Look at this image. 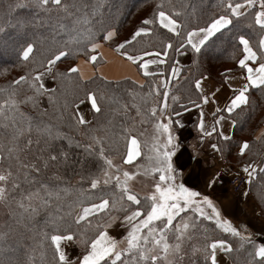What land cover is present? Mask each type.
<instances>
[{
    "label": "snow or ice",
    "instance_id": "1",
    "mask_svg": "<svg viewBox=\"0 0 264 264\" xmlns=\"http://www.w3.org/2000/svg\"><path fill=\"white\" fill-rule=\"evenodd\" d=\"M106 2L7 0V20L0 23V34H5L8 27L22 30L28 38L18 43L17 56L22 64L31 63L33 67L0 87V208L7 217L0 226V264H185L186 259L187 264H198L193 259L197 256L199 264H221L218 253L227 258L224 264H264V242H257L246 228L242 231L223 218L209 195L178 179L183 176V170L178 171L174 160L180 148L174 126L183 125L173 117L182 114L174 107L180 97L171 95L172 103H169L171 80L178 79L181 71L176 66L178 61L169 63L170 50L179 53L188 45L199 54L221 30L230 31L229 26L236 28L234 20L245 21L251 33L258 36L257 47H253L248 36L235 32L234 38L243 53L238 64L246 70V82L238 88L229 85L234 95L224 109L217 108L216 112L231 114L248 104L250 88L264 87V0H219L215 7L220 11L205 26L190 25L187 18L178 19L183 12L176 10L172 0H161L153 15L142 21L131 38L116 46L146 78H152L148 90L143 91L146 85L139 81H134L132 88H122L120 81L110 82L104 77L100 87L85 91L84 99L76 96L71 102H63L59 119L66 120L68 127L85 138L81 142L25 111L24 106L39 109L41 115L47 114V108L40 106V99L46 95L49 103L55 102L56 88L45 85V75H52L54 80L57 76L71 80V73H79L82 79L78 66L53 75V66L61 58H76L83 53L90 61L97 60L91 53L101 46L100 41H111L116 35L111 16L105 15ZM26 8L45 16L13 22L14 14ZM195 11L193 7V14ZM38 29H45L47 34H41ZM158 29L174 34L178 47L174 48L168 39L161 40L159 49L134 48L133 54L126 50V45L138 42V37L159 35ZM0 43L7 41L0 39ZM38 43L49 45V54L42 59L35 56ZM249 61L258 63L253 66ZM153 65L154 70L150 69ZM164 65H168L170 76L161 67ZM25 84L31 94H21ZM194 87L201 103L188 99V104L200 109L197 124L200 139L217 133L223 140H230L216 126L211 130L205 128L201 104L208 103V96L202 95L201 79L194 81ZM121 93L130 98V103L123 100ZM86 101L90 102L87 110H81ZM179 108L189 111L185 104H179ZM132 109L139 121L128 115ZM106 113L111 116L100 122L98 118ZM117 116L122 117L119 124L114 122ZM224 119L223 115L219 116L215 124ZM148 122L152 123L154 134L145 156L147 163L134 165L144 155L135 126ZM61 140L67 141V145L57 143ZM121 141L122 165H134L135 171L114 163L105 154L112 145H117L115 151L119 152ZM73 144L102 162L94 165L95 173L81 176V181L87 180V187L68 183L61 171L63 168L66 172L71 163L66 147L70 149ZM105 144L110 148L106 149ZM211 147L217 152L221 150L216 143ZM248 149L250 144L244 141L240 154ZM142 170L154 179L153 191L143 196L131 184ZM243 172L247 174L246 183L251 185L257 172L264 174V166L248 163ZM259 198L264 202V192ZM203 221L214 222V228L210 231ZM114 227L123 229L121 238L111 234ZM198 229L201 242L192 245L190 242ZM216 230L234 239L216 236ZM72 245L81 246L79 254L69 253Z\"/></svg>",
    "mask_w": 264,
    "mask_h": 264
},
{
    "label": "trees",
    "instance_id": "2",
    "mask_svg": "<svg viewBox=\"0 0 264 264\" xmlns=\"http://www.w3.org/2000/svg\"><path fill=\"white\" fill-rule=\"evenodd\" d=\"M160 2L161 0H107L104 10L105 15L111 16L110 23L112 27L115 28L116 35L111 41L100 42H105L110 47L117 50V44L123 43L126 39H130L136 29L142 26V21L146 18H150L153 15V13L156 11V6ZM218 2L219 0H172L176 10L183 12V15L178 17V19L184 20L187 18V21L190 25L198 23L200 26H205L206 22H209L210 18L217 11H220L215 7ZM6 5L7 0H0V23H4L7 20V16L5 14L7 10ZM193 7L196 9L194 14ZM165 8H168L167 3L165 4ZM36 15L45 16L44 13H37V11L33 8L21 9L18 10L16 14H14L13 22H15V19H32ZM234 24L237 25L236 28L229 26L231 29L230 31L221 30V32L217 33L216 36L210 38V42L202 47L199 54L194 53L191 50V47L188 45H186L184 49L180 50H188L191 53L192 60L188 65L176 64V66L180 68L181 71L178 79L171 80L169 103H172L171 95H178L180 100L178 104L174 105V107L181 111L182 114L184 111L183 109L179 108V104H185L189 110H192L196 107L188 104V99H192L197 103H201L197 90L194 87V81L196 79H199L203 76H209L222 84L227 81L226 77H229L232 74H241L244 77L246 76V70L241 69L238 64V60L242 58L243 53L242 46L238 45V41L234 38V34L235 32L240 31L241 33L248 36L254 48L257 47L258 36L251 33V30L247 28L245 21L237 22L234 20ZM38 31L41 34H47L45 29H38ZM158 32L159 35L138 37V42H133V45H126V50L130 54H133L134 48L159 49L162 47L161 40L166 42L168 39L172 40L174 48L178 47L177 38L174 36V34L169 33L166 29H158ZM27 38L28 37L24 36L22 30L13 27H8L5 34H0V39L7 41V43H0V87L7 86L13 79L24 75L33 67L31 63H28L26 66L22 64L17 56L16 49L18 47V43H23V40ZM48 47L49 45L46 43L44 45H40L38 43V50L35 53L36 58L42 59L43 57L48 56ZM117 51L121 54L122 50ZM94 53L95 52H92L91 55ZM177 55L178 53H174L172 50H170V64L176 62ZM81 57L89 59V57L83 53H80L78 56H76V58H61V60L57 61L56 65L53 66V75L57 73H66L69 68L76 67L77 61ZM101 61L102 58L97 57V60L94 61V63L97 64ZM249 63L255 66L258 62L249 61ZM163 67L165 68L166 74L170 76V69L168 68V65H164ZM40 70L42 71V69ZM70 75L72 77L71 80L63 79L59 76H57V78L54 80L52 75H45V85L50 88H56L55 102L49 103L46 95L40 99V106L42 108H47L46 115H41L39 109H32L30 106H24V110L31 113L33 116L38 117L45 123H50L55 127H58L62 132H66L69 136L73 137L74 140L85 142V138L81 135H78L74 128L68 127L66 120L61 121L59 119L60 112H63L62 105L65 100L71 102L76 96L84 99V93L86 90L100 87L104 83V80L100 75H95L89 79H81L79 73H71ZM151 79L152 78L145 77V81L142 84H145L146 87L143 89V91L146 92L148 90L147 84ZM90 80L92 82H89ZM107 80L110 82L120 81L122 88H132L134 82V80L129 78L121 80ZM25 93L31 94L28 90L27 84L23 85L21 89V94L23 95ZM121 95L126 103H130V98L126 94L121 93ZM248 97V104L241 106V108L235 109L231 114L221 111L232 118L233 121H235L230 140L225 141L219 135L212 138V140L216 141L219 145L224 164L229 168H234L243 163L248 164L253 162L264 166V133L260 137H256L258 130L262 126L264 127V87L250 88ZM76 102L79 103V101ZM128 115L135 117L137 121L140 120V117L136 115L135 109H132ZM107 116H111V113H106L105 115L100 116L98 119L100 122H104ZM173 118L178 119V117ZM121 119L122 117L117 116L114 122L119 124ZM95 123L96 121L94 120L93 124ZM128 123H131V121H128ZM142 124L148 130L153 128L151 122ZM196 124L197 122L194 121V127L197 126ZM138 125L139 123H137L135 127ZM175 128L177 130L180 128V126H174V129ZM244 141H247L250 144V149L245 150L244 154L241 155L239 149ZM57 143L63 146L67 145V141L64 140L58 141ZM143 146L148 145L142 142V153H144V155L141 156V162H145L146 164L147 161L145 156L148 152V148L145 150ZM105 147L106 149L110 148L108 144H105ZM116 147L117 145H112L111 150L106 151L105 154L111 156L113 160L116 158L121 160V154L123 153V142L121 141L118 144L119 152L115 151ZM66 150L70 152L71 163L67 166L66 172H64L63 168L61 169L62 173L65 174V179L68 183L77 187H79L81 184H83L84 187H87V180L81 181V176L87 177L89 173H95L97 168L94 167V165H99L102 162L96 156L89 157L84 152L83 148H78L75 146V144H73L70 149L66 147ZM262 181H264V174L257 172L253 183L249 185V192L253 194L260 209V215L264 219V212H262V209H264V202H262L259 198V194L264 192V182ZM6 219L7 217L5 215V211L0 208V226H3ZM227 219L242 231L247 228L245 223H239L229 218ZM203 223L204 226L209 228L210 231L214 228V222L212 221H203ZM199 231L200 230L198 229L197 235L190 242L192 245H197L201 242ZM246 231L249 233L247 229ZM214 235L227 236L230 241L234 239L228 234H222L220 230H216ZM251 235L252 238L257 242H262L260 237L257 236V233ZM12 243L14 246H16L15 238H13ZM81 250V246L78 245H72L68 249L70 254H79ZM193 259H197L199 264V256L193 257ZM185 264H187V259Z\"/></svg>",
    "mask_w": 264,
    "mask_h": 264
},
{
    "label": "crops",
    "instance_id": "3",
    "mask_svg": "<svg viewBox=\"0 0 264 264\" xmlns=\"http://www.w3.org/2000/svg\"><path fill=\"white\" fill-rule=\"evenodd\" d=\"M100 45L101 46L93 55L102 58L101 62L95 64L89 59L83 57L79 58L76 67H79L80 73H82V78L89 79L95 75H100L103 78L107 77L109 80L129 78L134 81H139L141 84L144 83L145 76L136 64L129 61L125 56L105 42H100ZM191 60V53L188 50H182L178 53L176 61L179 62V65H188L191 63ZM155 68V65L150 66V69L152 70ZM199 79H201L202 95L208 96V103L201 104L204 114L203 119L205 122V128L211 130L212 126H216L218 131L222 130L225 135L229 137L232 136L234 126L232 118L223 112L217 113L216 109H224L225 105L234 95L233 87H241L246 82L244 76L241 74H232L228 77L227 81L222 84L209 76H203ZM229 85H232L233 87H229ZM86 104H90V102L86 101L81 107L86 106ZM82 110L85 111V109ZM221 115H223L225 119L221 121L219 125H216L215 120ZM199 118L200 109L198 108L184 112L178 117L183 125L176 130L178 140H181L182 144L190 141V135L187 136V134L191 131L194 132L196 138L193 152H187L185 146H183L181 151L179 149L177 157H174V160L179 166L178 171L181 168L179 165L181 158L187 155L190 159L188 164L182 167L186 169L183 176L185 177L186 175L187 181L192 180L193 183L196 180L194 185L191 184V186L193 185V189L217 200V205L221 210L223 218H229L239 223H245L247 226L246 229L249 233H257L260 240L264 242V219L260 215V209L253 194L249 191L247 195L233 194L232 192L230 193L227 188V179H229L230 176L234 174L246 175V173L243 172V167L246 164L243 163L234 168H229L225 165L220 151L217 152L211 147V144H217L212 138L215 136L217 137L218 134L213 133L210 137H205L203 140L200 139L201 134L199 133L197 126L194 127L193 125L194 121L198 124ZM263 133L264 127L262 126L258 130L256 137H260ZM181 179H183V177H181ZM213 181L215 182L212 183ZM184 183L186 184V181ZM197 185L201 188L195 187ZM186 186L189 187V185ZM213 193L219 195L220 199H218L219 197L214 196Z\"/></svg>",
    "mask_w": 264,
    "mask_h": 264
},
{
    "label": "rangeland",
    "instance_id": "4",
    "mask_svg": "<svg viewBox=\"0 0 264 264\" xmlns=\"http://www.w3.org/2000/svg\"><path fill=\"white\" fill-rule=\"evenodd\" d=\"M78 62V61H77ZM88 105L89 104H86V106H83V107H81V110L82 109H85V111L87 110V107H88ZM91 116H89V118H90ZM174 131H175V134L177 133V131H176V128L174 129ZM136 133L139 135V138L142 140V142L143 143H146L147 145H149L150 143H151V140H152V137H153V134H154V129L152 128V129H150V130H148L147 128H145L144 126H143V124L142 123H139V125L136 127ZM140 134H142V135H140ZM190 135V141H187L186 143H184V144H182V142H181V140L179 141L178 140V143H179V145H180V151L182 150V148H183V146H185V150L187 151V152H193V146H194V143H195V141H196V138H195V136H194V132L193 131H191V132H189L188 134H187V136H189ZM186 136V137H187ZM231 137V136H230ZM181 142V143H180ZM143 148L146 150L147 148H148V146H143ZM147 152V151H146ZM184 156V155H183ZM189 159L190 158H188V156L187 155H185L184 157H182L181 158V160H180V166H181V168L182 167H184V166H186V164H188V161H189ZM114 163H116V164H118V165H122V161L121 160H119V159H115L114 160ZM135 164H142V165H144L145 164V162H141V157H139V158H137V161L136 162H134V165ZM185 164V165H184ZM134 165H122V167H124V168H126V169H128V170H130V171H135L136 169H135V167H134ZM179 167V166H178ZM182 170H184V172L183 173H185L186 172V169L185 168H182ZM208 172V171H207ZM235 175V174H234ZM238 175V174H237ZM233 176V175H232ZM232 176H230L229 177V179H227L228 180V182H227V188H228V190H229V192L231 193H233V194H241V193H239V192H237L232 186H231V177ZM183 177V182H185L186 181V185H189V187H191V188H193V185H194V183L196 182V180L194 181V183L192 182V180L191 181H187V179H186V175H185V177L184 176H182ZM178 179H181V177L180 178H178ZM153 183H154V179H153V176L149 173V174H147V175H145L144 173H143V170L141 171V174L140 175H137L136 177H135V179L134 180H132L131 181V184H132V187L134 188V190L135 191H137V192H139L141 195H144V194H147V193H150L151 191H153V188H152V185H153ZM191 184H193L192 186H191ZM195 187H197V188H201V187H198V185L197 186H195ZM214 194V193H213ZM214 196H216V197H219V195H215L214 194ZM218 199H220V197L218 198ZM213 201H214V203L217 205V200H215V199H212ZM217 207H218V205H217ZM183 215V214H182ZM121 228H118V227H114L112 230H111V234L113 235V236H115L117 239H119L120 237H121V235H122V231L123 230H120ZM120 236V237H119ZM218 260L219 261H221V264H224V262L226 261V257L222 254V253H218Z\"/></svg>",
    "mask_w": 264,
    "mask_h": 264
},
{
    "label": "built area",
    "instance_id": "5",
    "mask_svg": "<svg viewBox=\"0 0 264 264\" xmlns=\"http://www.w3.org/2000/svg\"><path fill=\"white\" fill-rule=\"evenodd\" d=\"M247 175L235 174L231 177V186L239 193H248L249 185L246 183Z\"/></svg>",
    "mask_w": 264,
    "mask_h": 264
}]
</instances>
